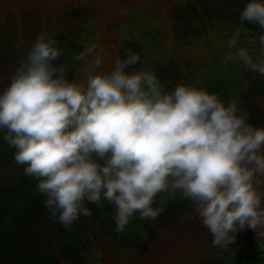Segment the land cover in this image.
<instances>
[{
	"label": "clouds",
	"instance_id": "1",
	"mask_svg": "<svg viewBox=\"0 0 264 264\" xmlns=\"http://www.w3.org/2000/svg\"><path fill=\"white\" fill-rule=\"evenodd\" d=\"M239 20L260 29L258 54L238 46L237 30L220 65L264 77V0H249ZM65 55L40 32L0 94V131L24 175L38 181L49 220L70 229L92 215L88 204L106 201L119 234L137 214L154 221L169 199H180L212 247L246 228L264 237V127L236 100L225 104L186 83L166 91L155 70H135L140 55L131 49L98 71L107 53L96 44L76 57H90L84 79L70 80L69 65L58 63Z\"/></svg>",
	"mask_w": 264,
	"mask_h": 264
},
{
	"label": "trees",
	"instance_id": "2",
	"mask_svg": "<svg viewBox=\"0 0 264 264\" xmlns=\"http://www.w3.org/2000/svg\"><path fill=\"white\" fill-rule=\"evenodd\" d=\"M241 5L244 7L242 2L232 0H182L173 5L169 10L173 38L169 49L153 12L137 8V17L132 14L121 25L117 56L123 59L125 49L139 53L135 70H155L166 91L180 83L196 85L216 93L225 104L236 100L238 110L246 111L248 120L254 115L264 119V85L255 86L256 80L238 63L220 65L229 51L227 41L237 30L238 46L254 58L258 54L261 31L255 24H241L237 15ZM69 14L66 16L78 14L76 8ZM14 23V19L5 22L10 26L4 30L6 36L12 34ZM69 36L70 29L60 28L49 37L65 51L58 63L69 65L68 77L73 80L81 62L76 57L84 52L86 37L75 33L69 40ZM7 55H0L3 70L7 67L3 61L12 53ZM255 126L264 127V122ZM4 135L0 131V264H104V246L121 263L143 254L152 238L150 221L139 219L137 214L118 234L112 230L114 208L106 201L103 208L88 204L92 215H81L70 229L49 220L42 204L44 197L34 191L38 181L24 175L25 166L15 162L16 149L9 147ZM191 209L188 201L169 199L166 210L154 223L168 226L179 213ZM234 236V242L223 248L212 247L213 237H209L203 243L204 258L197 264H264V237H250L239 230Z\"/></svg>",
	"mask_w": 264,
	"mask_h": 264
},
{
	"label": "rangeland",
	"instance_id": "3",
	"mask_svg": "<svg viewBox=\"0 0 264 264\" xmlns=\"http://www.w3.org/2000/svg\"><path fill=\"white\" fill-rule=\"evenodd\" d=\"M180 1L182 0H0V55L12 53L11 58L3 61L7 63L6 70L0 67L1 94L9 86L15 69L42 31H46L50 36L60 28L70 29V36L67 38L69 40L75 33L84 35L86 37L84 52L86 53L87 48L93 44L102 47L107 56L98 71H109L114 66L117 52L121 49L119 51L116 49V40L119 39L117 35L121 34L123 21L133 15L137 17L136 9L144 7L155 15V22L169 49L173 41L169 10ZM232 1L242 2L244 7L249 2ZM244 7L241 5L237 15H240ZM75 8L78 14L66 16ZM13 19L15 23L12 34L6 36L4 30L10 26L5 22ZM88 59L90 57L86 56L85 60L80 62L73 80L84 79L82 70L86 67ZM246 72L249 77L256 80L255 86L264 85V77ZM249 121L255 126L261 125L264 119L254 115ZM149 221L152 238L143 254L134 261L121 263L120 259L114 258L110 253L112 250L104 246L102 247L104 264H197L204 258L203 243L208 242L206 240L212 235L194 209L179 213L176 220L168 226L156 225L155 221ZM240 231L250 237H257L251 229Z\"/></svg>",
	"mask_w": 264,
	"mask_h": 264
}]
</instances>
